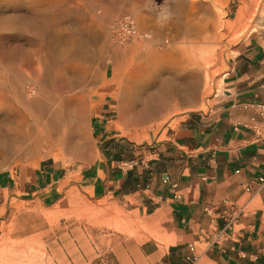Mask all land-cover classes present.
I'll return each instance as SVG.
<instances>
[{
	"label": "rangeland",
	"instance_id": "obj_1",
	"mask_svg": "<svg viewBox=\"0 0 264 264\" xmlns=\"http://www.w3.org/2000/svg\"><path fill=\"white\" fill-rule=\"evenodd\" d=\"M127 12L149 36L116 43L110 23ZM259 14L264 0H0V173L44 157L87 163L97 90L125 68L139 92L189 76L167 105L141 108L126 95L135 125L175 126L203 110ZM48 125L71 139H50ZM2 217L0 264H119L146 229L123 199L77 188L46 204L13 200Z\"/></svg>",
	"mask_w": 264,
	"mask_h": 264
},
{
	"label": "crops",
	"instance_id": "obj_2",
	"mask_svg": "<svg viewBox=\"0 0 264 264\" xmlns=\"http://www.w3.org/2000/svg\"><path fill=\"white\" fill-rule=\"evenodd\" d=\"M133 83L125 68L97 90L87 163L44 157L0 173V228L13 200L46 204L77 188L117 196L145 220L116 255L119 264H186L190 246L195 264H264V137L239 125L258 118L264 104V14L224 63L205 108L175 126L132 123L126 95L139 94ZM226 216L235 217L231 225Z\"/></svg>",
	"mask_w": 264,
	"mask_h": 264
},
{
	"label": "built area",
	"instance_id": "obj_3",
	"mask_svg": "<svg viewBox=\"0 0 264 264\" xmlns=\"http://www.w3.org/2000/svg\"><path fill=\"white\" fill-rule=\"evenodd\" d=\"M110 32L116 43L127 44L135 39L145 38L149 36V32L141 30L136 17L130 13H123L116 17L110 23ZM258 118L251 117L248 121L239 122V125L245 127H251L257 137H264V104H260L257 108ZM134 161L124 162L125 166H132ZM226 212V211H225ZM237 211L233 210L232 213ZM228 218V225H231L233 216H226ZM190 253L186 255V264H195L197 261V255L194 253V246H190Z\"/></svg>",
	"mask_w": 264,
	"mask_h": 264
},
{
	"label": "bare ground",
	"instance_id": "obj_4",
	"mask_svg": "<svg viewBox=\"0 0 264 264\" xmlns=\"http://www.w3.org/2000/svg\"><path fill=\"white\" fill-rule=\"evenodd\" d=\"M165 80L166 82L162 87L156 90L150 87L142 88L137 96L130 95V98L133 99V101L137 99L141 104V108H154L160 105H167L173 97L190 87L189 76L187 74L182 76L169 74ZM184 93L186 92H183V95ZM59 128L60 127L57 125H48L45 129L43 128L42 133L47 135L50 139L56 138L59 141L71 139L70 135L64 133L63 128H60V130Z\"/></svg>",
	"mask_w": 264,
	"mask_h": 264
}]
</instances>
